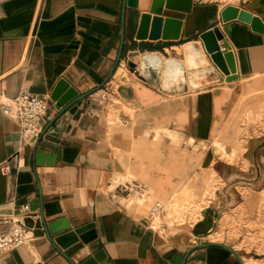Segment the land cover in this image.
Returning <instances> with one entry per match:
<instances>
[{
  "label": "crops",
  "instance_id": "obj_1",
  "mask_svg": "<svg viewBox=\"0 0 264 264\" xmlns=\"http://www.w3.org/2000/svg\"><path fill=\"white\" fill-rule=\"evenodd\" d=\"M122 2L0 0V93L13 97L27 87L49 106L31 142L0 110V163L12 166L10 174L0 172V230L4 216L29 203L24 223L32 235L0 252V264H83L99 251L96 264H244L232 242L209 239L216 223L209 213L187 233L163 234L149 228L148 215L126 210L118 186L136 179L165 199L218 161L194 145L208 143L237 95L264 81V32L237 18L223 22L220 13L233 5L264 24V0H193L189 11L163 9V17L182 21L179 37L136 39L151 2L138 0L125 9L119 54ZM215 25L233 52L231 80L199 38ZM105 86L109 102L102 105L97 91ZM254 142L256 160H263L264 136ZM225 193L222 204L232 198ZM61 220L70 225L62 233L92 224L83 233L88 241L57 250L46 224ZM204 242L227 244L241 260L217 244L197 247Z\"/></svg>",
  "mask_w": 264,
  "mask_h": 264
},
{
  "label": "rangeland",
  "instance_id": "obj_2",
  "mask_svg": "<svg viewBox=\"0 0 264 264\" xmlns=\"http://www.w3.org/2000/svg\"><path fill=\"white\" fill-rule=\"evenodd\" d=\"M206 1L224 5L248 0ZM263 136L264 81L237 95L228 106L223 126L208 143L194 145L218 159L202 175L196 174L190 185L165 199L157 198L153 191L142 196L130 194L125 199L140 200L142 205L134 212L143 215H148L153 201H161L164 211L155 222L163 234L187 233L209 213L216 221L209 239L232 242L245 256L244 264H264V159L256 160L258 153L252 151L254 141ZM236 172L243 174L236 176ZM226 191L232 198L222 204Z\"/></svg>",
  "mask_w": 264,
  "mask_h": 264
},
{
  "label": "water",
  "instance_id": "obj_3",
  "mask_svg": "<svg viewBox=\"0 0 264 264\" xmlns=\"http://www.w3.org/2000/svg\"><path fill=\"white\" fill-rule=\"evenodd\" d=\"M192 4L193 0H151L149 12L142 13L140 16L138 26L135 31V38L156 39L161 37L162 39H177L180 35L182 21L170 16L163 17L161 15L163 9L174 11H189ZM126 7L137 8L138 0H123L122 2L119 54L121 53L124 41V22ZM220 14L223 22H227L237 18L238 20L249 23L254 31L260 33L264 32V24L261 18L259 16L253 15L251 12L245 9H239L236 6L227 5L222 9ZM199 38L202 41L204 48L213 63L225 75H227V80L234 79L236 69L234 65L233 52L230 48V45L224 40V35L222 34L219 27L215 25L209 29L202 31L199 34ZM223 46L226 47L225 51H222L221 49V47ZM52 97H54V93ZM61 103L62 101H58L57 104L60 105ZM42 134L36 139V145H38L42 141ZM39 155L42 156V153H40ZM30 202L32 204H36L37 199H32L30 200ZM36 206L37 205H34L35 208ZM92 226V224H87L78 227L73 231L62 233L63 231L68 230L70 228V225H68L65 220L51 221L46 224V231L53 246L57 250H59L60 248H66L69 244L76 241L77 238L86 241L87 239L85 235H83V233L90 229ZM212 244H217L229 249L237 256L238 259L241 260L239 253L233 247L224 243L204 242L199 243L197 247H205ZM101 254V251L94 253V255L86 259L83 264H96L97 261H100L102 259Z\"/></svg>",
  "mask_w": 264,
  "mask_h": 264
},
{
  "label": "built area",
  "instance_id": "obj_4",
  "mask_svg": "<svg viewBox=\"0 0 264 264\" xmlns=\"http://www.w3.org/2000/svg\"><path fill=\"white\" fill-rule=\"evenodd\" d=\"M97 92L96 99L98 103L107 105L109 102L108 87H100ZM48 107V100L45 96L38 95L27 87L21 88L13 97H7L4 93H0V110L3 115L16 121L19 126L20 137L24 142H31L39 135L48 113ZM0 172L4 175L10 174L12 166L3 161L0 163ZM118 189L125 196L130 194L148 195L151 191L148 185L136 179L119 184ZM163 211V203L159 200L153 201L148 212L149 228L151 230H158L155 220ZM30 212V204L23 203L20 206L19 214L10 213L3 217V221L7 226L5 229L0 230L1 253H6L18 246L29 243L32 235L31 230L24 223V216ZM38 264L48 263L39 262Z\"/></svg>",
  "mask_w": 264,
  "mask_h": 264
},
{
  "label": "bare ground",
  "instance_id": "obj_5",
  "mask_svg": "<svg viewBox=\"0 0 264 264\" xmlns=\"http://www.w3.org/2000/svg\"><path fill=\"white\" fill-rule=\"evenodd\" d=\"M122 199V198H121ZM120 200V199H119ZM125 198H123L121 201L123 202V204L126 206V210L128 211H134L138 208H140V206L142 205V202L140 200L137 201H132V200H126L125 202ZM123 207V206H122Z\"/></svg>",
  "mask_w": 264,
  "mask_h": 264
}]
</instances>
